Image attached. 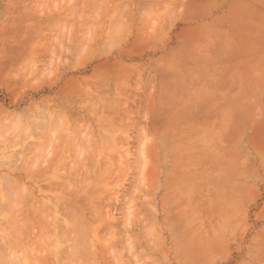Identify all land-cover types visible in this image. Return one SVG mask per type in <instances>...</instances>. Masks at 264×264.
<instances>
[{
    "label": "rangeland",
    "instance_id": "374dc122",
    "mask_svg": "<svg viewBox=\"0 0 264 264\" xmlns=\"http://www.w3.org/2000/svg\"><path fill=\"white\" fill-rule=\"evenodd\" d=\"M181 1L0 0V264H264V85H157Z\"/></svg>",
    "mask_w": 264,
    "mask_h": 264
},
{
    "label": "crops",
    "instance_id": "0c3cea01",
    "mask_svg": "<svg viewBox=\"0 0 264 264\" xmlns=\"http://www.w3.org/2000/svg\"><path fill=\"white\" fill-rule=\"evenodd\" d=\"M181 5L174 34L149 61L157 85H264V0Z\"/></svg>",
    "mask_w": 264,
    "mask_h": 264
},
{
    "label": "bare ground",
    "instance_id": "6f19581e",
    "mask_svg": "<svg viewBox=\"0 0 264 264\" xmlns=\"http://www.w3.org/2000/svg\"><path fill=\"white\" fill-rule=\"evenodd\" d=\"M7 187H10V186L7 185ZM14 206H15L14 204H13V206L11 205V207H14ZM15 208H16V207H15ZM66 211H67V210H66ZM69 211H71V210L69 209ZM18 213H20V211H19ZM66 213L68 214V213H70V212H66ZM21 223H22V222H21ZM43 225H44V224H43ZM19 226H20V225H19ZM45 226H46V224H45Z\"/></svg>",
    "mask_w": 264,
    "mask_h": 264
}]
</instances>
